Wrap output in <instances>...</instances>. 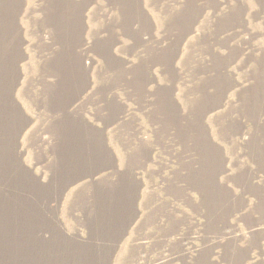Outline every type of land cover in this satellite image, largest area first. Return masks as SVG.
<instances>
[{
  "label": "rangeland",
  "instance_id": "1",
  "mask_svg": "<svg viewBox=\"0 0 264 264\" xmlns=\"http://www.w3.org/2000/svg\"><path fill=\"white\" fill-rule=\"evenodd\" d=\"M32 263L264 264V0H0V264Z\"/></svg>",
  "mask_w": 264,
  "mask_h": 264
},
{
  "label": "bare ground",
  "instance_id": "2",
  "mask_svg": "<svg viewBox=\"0 0 264 264\" xmlns=\"http://www.w3.org/2000/svg\"><path fill=\"white\" fill-rule=\"evenodd\" d=\"M5 79V78H4ZM7 80V79H6ZM9 82V81H8ZM3 148H5V146L4 145H2V149ZM5 151H6V148H5ZM6 154V153H5ZM7 176V175H6ZM8 176H9V174H8ZM7 176V177H8ZM7 206V205H6ZM33 206V205H32ZM31 205L30 206H26V205H9V206H7L6 208H4L5 209V214L6 215H9L10 217H16V216H23V215H25L27 218H28V224H29V226H32L33 225V218H32V216L34 215L33 213H35V209H34V207H32ZM41 206V205H40ZM39 207V206H38ZM45 213V212H44ZM35 214H38L37 212L35 213ZM41 214H42V212H41ZM42 218V217H41ZM44 218V217H43ZM42 221V220H41ZM43 222V221H42ZM45 222V221H44ZM43 222V223H44ZM37 223V222H36ZM39 224V223H38ZM52 225H55V226H57V224H52ZM39 226H42V228H39V230L38 231H40L41 229H43L42 230V232L45 234L46 233V227L47 226H45V225H39ZM29 232H30V229H29ZM28 232V233H29ZM43 234V235H44ZM60 262V261H59ZM35 263V262H34ZM43 263V262H42ZM33 264V263H32Z\"/></svg>",
  "mask_w": 264,
  "mask_h": 264
},
{
  "label": "crops",
  "instance_id": "3",
  "mask_svg": "<svg viewBox=\"0 0 264 264\" xmlns=\"http://www.w3.org/2000/svg\"><path fill=\"white\" fill-rule=\"evenodd\" d=\"M82 59V61H83V58H81ZM81 59L80 60H76V63L74 64V69L77 71V70H87L88 69V67H87V65H84L83 63H82V61H81ZM58 78V76L57 75H55L54 73H53V78ZM56 82H57V80H56ZM70 87L72 88H75L76 87V85H75V81H71V84L69 85V89H70ZM68 89V90H69ZM56 93H59V91H57ZM76 97H78L81 93H82V89H80V91H79V88H77L76 89ZM58 95V94H57ZM56 94H55V96H57ZM62 96V95H61ZM63 108H65V107H63ZM52 110H54L56 113H60L61 111H62V109H61V107H53L52 108ZM86 124H89L88 122H86ZM90 125V124H89ZM60 135V134H59Z\"/></svg>",
  "mask_w": 264,
  "mask_h": 264
}]
</instances>
